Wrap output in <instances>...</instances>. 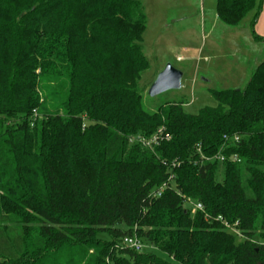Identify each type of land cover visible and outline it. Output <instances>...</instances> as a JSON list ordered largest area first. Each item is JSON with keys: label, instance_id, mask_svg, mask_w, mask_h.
Wrapping results in <instances>:
<instances>
[{"label": "trees", "instance_id": "1", "mask_svg": "<svg viewBox=\"0 0 264 264\" xmlns=\"http://www.w3.org/2000/svg\"><path fill=\"white\" fill-rule=\"evenodd\" d=\"M145 27L139 0H0V264H264V59L215 106L149 110Z\"/></svg>", "mask_w": 264, "mask_h": 264}, {"label": "rangeland", "instance_id": "2", "mask_svg": "<svg viewBox=\"0 0 264 264\" xmlns=\"http://www.w3.org/2000/svg\"><path fill=\"white\" fill-rule=\"evenodd\" d=\"M139 1L146 16L141 45L148 61L140 84L149 110L172 100H182L183 110L192 114L215 106L212 90L243 88L256 61L264 59V44L252 43V11L239 25L228 26L216 17V0ZM167 64L182 72V86L151 96L149 88ZM184 205L194 209L189 201ZM143 250L165 256L150 246Z\"/></svg>", "mask_w": 264, "mask_h": 264}, {"label": "water", "instance_id": "3", "mask_svg": "<svg viewBox=\"0 0 264 264\" xmlns=\"http://www.w3.org/2000/svg\"><path fill=\"white\" fill-rule=\"evenodd\" d=\"M181 77V71L167 64L150 86L149 94L151 96H156L168 90L180 89L182 86Z\"/></svg>", "mask_w": 264, "mask_h": 264}, {"label": "built area", "instance_id": "4", "mask_svg": "<svg viewBox=\"0 0 264 264\" xmlns=\"http://www.w3.org/2000/svg\"><path fill=\"white\" fill-rule=\"evenodd\" d=\"M237 138H235L236 140ZM197 151L199 152V159L198 161H193V164H197L198 162L200 164L206 162V161H212L214 159H217V160H220V161H224V156L221 155V154H215L213 156H206L204 154L201 153L200 149L197 148ZM165 187V184H162L160 187H159V190L156 193V195H159L160 192L162 191V189ZM191 202V201H189ZM192 203V202H191ZM195 208H199V206L195 205L194 204V209ZM224 223V226L225 228L229 229L231 232H233L234 234H238L237 230L234 229L233 227H231L228 223L226 222H223ZM123 244L131 249H134L136 251H141L143 250V248L145 247L144 243L140 240V238L137 236V235H132V236H125L123 238Z\"/></svg>", "mask_w": 264, "mask_h": 264}, {"label": "crops", "instance_id": "5", "mask_svg": "<svg viewBox=\"0 0 264 264\" xmlns=\"http://www.w3.org/2000/svg\"><path fill=\"white\" fill-rule=\"evenodd\" d=\"M256 10H257V8H256ZM256 10H251L252 11V21H253V18L255 16ZM252 25H253L252 26L253 30H252V34H251L252 35V43L258 42V43L264 44V41H261L259 39H256L254 37V35H253V33H254L257 36H260V37L264 38V0L261 1V8H260L259 13L257 15L256 21L254 23H252ZM257 45H259V44H257ZM259 62L260 61L257 60L255 66Z\"/></svg>", "mask_w": 264, "mask_h": 264}]
</instances>
